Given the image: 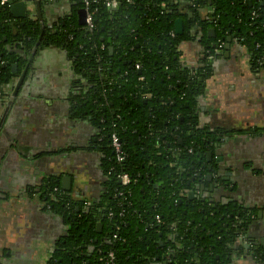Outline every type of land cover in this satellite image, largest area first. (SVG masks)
Masks as SVG:
<instances>
[{
  "label": "trees",
  "instance_id": "obj_1",
  "mask_svg": "<svg viewBox=\"0 0 264 264\" xmlns=\"http://www.w3.org/2000/svg\"><path fill=\"white\" fill-rule=\"evenodd\" d=\"M88 1L69 0L70 17L63 25L44 26L40 46L61 47L70 59L73 117L87 118L96 129L102 192L94 203L80 200L51 179L45 205L68 233L47 264H230L243 249L240 236L264 260L246 239L256 209L221 204L197 186L210 185L205 175L213 172L206 153L215 134L199 128L194 113L209 67L192 70L177 58L178 44L196 24L203 46H225L230 36L264 75V63L256 62L264 57V0H116L113 8L106 0ZM80 8L92 28L77 21ZM177 18L181 33L174 29ZM209 27L213 36L206 34ZM40 34L33 18L16 20L8 3L0 4V94L24 68ZM113 133L122 162L110 147ZM121 174L130 178L128 185L119 183Z\"/></svg>",
  "mask_w": 264,
  "mask_h": 264
},
{
  "label": "crops",
  "instance_id": "obj_2",
  "mask_svg": "<svg viewBox=\"0 0 264 264\" xmlns=\"http://www.w3.org/2000/svg\"><path fill=\"white\" fill-rule=\"evenodd\" d=\"M40 2L44 25L70 14L69 0ZM8 7L12 18H33L39 25L35 0L25 3L24 15L20 8ZM192 30L194 34L178 44L177 58L180 66L197 70L205 66L206 55L201 28L195 24ZM208 67L194 107L198 127L215 134L214 147L206 153L213 172L207 175L214 179L210 184L220 186L213 194L221 204L256 209L246 239L263 253L264 75L255 69L249 53L230 40ZM74 80L61 47L39 46L2 119L0 264H47L56 242L67 235L68 226L45 205L43 193L50 179L84 201H96L102 192L101 155L92 140L93 126L87 118L73 117ZM13 84L7 85L8 93ZM6 103L0 102V120ZM65 177L68 183H63ZM242 248L230 264H263Z\"/></svg>",
  "mask_w": 264,
  "mask_h": 264
},
{
  "label": "water",
  "instance_id": "obj_3",
  "mask_svg": "<svg viewBox=\"0 0 264 264\" xmlns=\"http://www.w3.org/2000/svg\"><path fill=\"white\" fill-rule=\"evenodd\" d=\"M29 1V0H19V2L17 4H13L14 3V0H6V2L8 3V5H11L12 7V10L15 9L17 10L18 8H20L22 11H23V15L25 14L24 11H25V3ZM41 0H35V3H36V9H37V16H38V22H39V26H40V30H41V34L39 35V39L37 40L34 48L31 50V53L29 54L28 58H27V63L24 67V69L21 71L20 75H19V78L10 94V98L9 100L7 101L6 105H5V108H4V111H3V115L1 117V120H0V125H1V122H2V119L5 117L6 113H7V110L9 109L14 97L16 96V93L21 85V83L23 82V79L25 77V74H26V71H27V68L30 64V62L32 61L35 53H36V50H37V47L39 45V42H40V38H41V35H42V26H43V22H42V17H41ZM45 5L46 4H52L55 0H43ZM78 17H79V23L80 24H84V18H85V12L84 10H79L78 12ZM13 14V13H12ZM14 15V14H13ZM174 29L176 31V33H180V30H181V21L176 19L175 22H174ZM207 34L208 36H213L214 35V30L211 28V29H208L207 30ZM16 65L13 64L12 65V70L16 69ZM208 156H210V153H208ZM210 169V168H209ZM207 182H210L211 181V177H210V174L207 176L206 178ZM69 182V178L65 177L63 178V183H68ZM211 183V182H210ZM201 190H204V195L205 197H210L211 194H213L216 190H218V187L220 186H217L216 184H210L208 186H205L204 184H200V185H197ZM188 196L189 198L191 199L192 197H194V192L193 191H189L188 192ZM214 196V195H212ZM231 201V200H229ZM96 228H97V231H99V228H100V224L97 223L96 224ZM253 245V244H252ZM264 246V245H263ZM246 250H250L249 249V246L246 244L243 246ZM250 255L252 256L254 254V251L253 250H250ZM264 253V252H263Z\"/></svg>",
  "mask_w": 264,
  "mask_h": 264
},
{
  "label": "flooded vegetation",
  "instance_id": "obj_4",
  "mask_svg": "<svg viewBox=\"0 0 264 264\" xmlns=\"http://www.w3.org/2000/svg\"><path fill=\"white\" fill-rule=\"evenodd\" d=\"M79 10H84V12L86 11L85 10V8H80V9H78L77 11H79ZM85 16H86V12H85ZM68 17H70V14L69 13H67V14H62L61 15V17H59L58 19H56V21L54 20L53 21V23L52 24H50V25H44L43 24V28H42V31L44 30V26L45 27H47V28H52L53 27V25H55V24H57V23H61L62 25L64 24V21H65V19L66 18H68ZM25 19V18H24ZM178 20H180L181 21V19H179V18H177ZM182 22V21H181ZM84 24H86L85 23V18H84ZM195 25V24H194ZM193 25V26H194ZM181 26H182V23H181ZM193 26L191 27V29H193ZM40 27V26H39ZM199 27V26H198ZM209 28H212L213 30H214V28L213 27H209ZM209 28H207V30L209 29ZM195 29H197L196 27H195ZM207 30H206V34H207ZM41 31V30H40ZM194 31H196V30H194ZM182 32V31H181ZM180 32V33H181ZM179 33V32H178ZM215 33V32H214ZM41 39V38H40ZM233 41V42H236L237 44H239L238 43V41L237 40H235V39H233V38H231L230 36H228L227 38H226V42H225V44L228 42V41ZM240 45V44H239ZM40 46V42H39V45H38V47ZM241 46V45H240ZM38 47H37V49H38ZM211 47V48H210ZM224 47L225 46H222V44L221 43H211V44H209L208 46H204V49H205V55H206V58H205V66H208V65H210V60H212L214 57H216V56H218L219 54H221L222 52H223V50H224ZM34 48V47H33ZM32 48V49H33ZM37 51V50H36ZM65 52V51H64ZM31 53V52H30ZM29 53V54H30ZM66 54V53H65ZM29 56V55H28ZM28 56L26 57V63H27V58H28ZM67 56V55H66ZM250 59H251V57H250ZM253 62V61H252ZM31 63V62H30ZM254 64V63H253ZM16 65V64H15ZM26 65V64H25ZM254 66L256 67V65L254 64ZM25 67V66H24ZM29 67V66H28ZM11 68H12V66H11ZM24 69V68H23ZM22 69V70H23ZM28 69V68H27ZM255 69H257L258 71H259V69L256 67ZM22 70H20L19 71V73H18V75H17V78L16 79H14V84H13V87L12 88H14V86H15V84H16V82H17V80H18V78H19V75H20V73H21V71ZM13 71H18L17 70V67H16V69H14ZM259 73H261L262 75H263V73L261 72V71H259ZM12 82V83H13ZM7 87H4L3 89H4V91L0 94V102H1V105L2 104H4L6 101H8L9 100V98H10V94H11V92H9L8 93V89H6ZM19 90V89H18ZM6 100V101H5ZM93 129H94V133L92 134V140H93V142H94V147H95V150L99 153V151H98V148H97V146H96V142H97V139H96V132H95V128L93 127ZM110 147H111V145H110ZM99 155H100V153H99ZM99 164H100V172H101V174H102V178H103V171H102V169H101V162H99ZM208 175L206 174L205 175V179H206V177H207ZM210 176H211V174H210ZM213 177L211 176V181L210 182H213L214 181V179H212ZM48 183V185H50L51 183H53L54 184V182H51V179L47 182ZM57 186H58V184H57ZM58 189H60L59 187H58ZM54 190H56V189H54ZM61 190V189H60ZM62 191V190H61ZM63 192V191H62ZM93 201V203L95 202L94 200H92ZM256 216V215H255ZM254 216V217H255ZM254 217L251 219V221L254 219ZM97 229V228H96ZM67 236V235H66ZM65 236V237H66ZM238 244L239 245H241L242 244V246H244V245H248L249 244V242H247L245 239L244 240H242V241H239L238 242ZM249 246V249L250 250H253L251 247H250V245H248ZM91 247H89L88 248V251L90 252L91 251ZM54 251V250H53ZM52 251V252H53ZM258 260H260V262L261 263H263L264 264V260H263V258H261V257H259L258 256Z\"/></svg>",
  "mask_w": 264,
  "mask_h": 264
},
{
  "label": "built area",
  "instance_id": "obj_5",
  "mask_svg": "<svg viewBox=\"0 0 264 264\" xmlns=\"http://www.w3.org/2000/svg\"><path fill=\"white\" fill-rule=\"evenodd\" d=\"M84 5L87 6L89 4V1L88 0H82ZM6 3V0H1L0 4L1 5H4ZM116 5V0H106L105 1V6L106 7H110V8H113L114 6ZM85 23L86 25L88 26V28H92V23H91V17L89 14L86 13V16H85ZM259 47V46H258ZM258 63V65L260 64H263L264 63V57H259L256 61ZM136 68H138L136 66ZM110 145H111V148L114 152V155H115V159L117 162H122L124 160V153L122 151V145L118 139V137L116 136V134H111L110 136ZM118 181L119 183L122 185V186H126L130 183V178L126 175V174H121V175H118ZM122 193H119V195H121ZM123 213L121 212L120 213V216L122 215ZM110 216H112V214L110 213L109 214ZM155 221L160 224V225H165V222L162 221L160 219L159 216H155ZM245 238L244 237H239L238 238V242L239 241H242L244 240ZM109 258L112 259V254L109 253Z\"/></svg>",
  "mask_w": 264,
  "mask_h": 264
}]
</instances>
